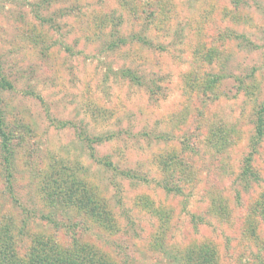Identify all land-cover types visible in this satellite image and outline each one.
I'll use <instances>...</instances> for the list:
<instances>
[{
    "label": "rangeland",
    "instance_id": "1",
    "mask_svg": "<svg viewBox=\"0 0 264 264\" xmlns=\"http://www.w3.org/2000/svg\"><path fill=\"white\" fill-rule=\"evenodd\" d=\"M0 110L22 262L264 264V0H0Z\"/></svg>",
    "mask_w": 264,
    "mask_h": 264
},
{
    "label": "trees",
    "instance_id": "2",
    "mask_svg": "<svg viewBox=\"0 0 264 264\" xmlns=\"http://www.w3.org/2000/svg\"><path fill=\"white\" fill-rule=\"evenodd\" d=\"M0 110V138L2 140L3 147V159L7 164V178L11 182V163H12V153L10 152L7 143V133L5 130V124L1 116ZM264 121L262 117H259L257 123V135L261 136L263 134ZM79 201L83 203L84 206L95 211V202H92L85 193H78ZM58 195L63 196L62 190L58 192ZM8 230L2 232L0 229V264H111L107 257L99 252L94 247L85 244H75L69 250H63L58 248L54 243L49 241L45 237H40L34 240L30 260L28 263L22 262L19 257H16L15 252L12 250V245L9 241ZM204 249H193L189 252L187 264H207L206 255H203ZM193 258V259H192Z\"/></svg>",
    "mask_w": 264,
    "mask_h": 264
}]
</instances>
